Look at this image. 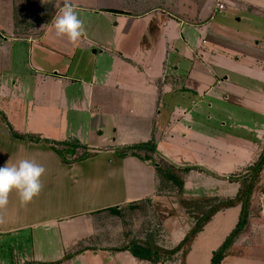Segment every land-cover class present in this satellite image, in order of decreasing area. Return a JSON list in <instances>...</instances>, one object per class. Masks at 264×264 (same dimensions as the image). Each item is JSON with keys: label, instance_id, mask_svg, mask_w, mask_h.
<instances>
[{"label": "crops", "instance_id": "0c3cea01", "mask_svg": "<svg viewBox=\"0 0 264 264\" xmlns=\"http://www.w3.org/2000/svg\"><path fill=\"white\" fill-rule=\"evenodd\" d=\"M59 1L37 24L25 5L0 0V166L27 158L46 169L39 196L25 205L13 192L0 212V264H153L115 249L129 242L116 221L122 211L146 201L151 207L160 197L156 156L191 167L184 198L231 196L241 168L260 150L262 137L211 136L212 120L226 115L238 127L264 108V0H69L78 14L114 22L113 37L104 40L113 48L84 40L86 34L75 43L57 37L51 22L64 6ZM228 10L235 21L226 19ZM133 31L135 47L118 53ZM92 46V57L78 56ZM9 125L22 135L76 142L95 155L63 160L51 144L13 137ZM145 142L156 147L152 159L119 152ZM171 204L175 247L194 218L180 199ZM241 211L239 205L216 212L185 264H211ZM248 219L220 264H264V216L249 212Z\"/></svg>", "mask_w": 264, "mask_h": 264}, {"label": "rangeland", "instance_id": "374dc122", "mask_svg": "<svg viewBox=\"0 0 264 264\" xmlns=\"http://www.w3.org/2000/svg\"><path fill=\"white\" fill-rule=\"evenodd\" d=\"M17 2L22 4V6L25 5L28 11L29 10L34 11V15L30 17L29 22L35 21L34 23L37 22V24H39L40 23L39 21L41 20L42 21L46 20V18H48V15L50 14V10L53 9V11H55L58 8L59 3H60L59 0H17ZM216 15L221 16L220 13H217ZM236 15L237 13H235L234 11L228 10L226 19L230 21H235L237 17ZM79 17L84 21V28H85L84 34H86V37L84 40L90 39L91 41H99V43H101L103 46L113 48L112 47L113 45L112 46L107 45L104 42V40L112 38L113 34L115 33L113 32L114 29L112 28L114 22L110 18L102 14L92 13L89 11H86L84 13H79ZM32 32H35V30H33ZM135 34H136V31H133V33H131L129 36L124 34V36L120 40L121 44L118 45V47L116 46L115 50L118 53L130 52L128 51V49L132 46L135 47V44L133 45ZM259 35L264 40V27L259 31ZM95 47L96 46H92V48H86L84 50L78 49L80 50L78 53V56L84 57V55L89 56L91 54V56L89 57H92V53ZM84 51H87V52L85 53ZM240 59L243 61V66L241 70L248 71L249 69L246 66L247 60H245L243 57H240ZM262 89L264 93V83L262 84ZM230 109H231L230 115L237 116V112H239V109L233 105L230 106ZM209 113H210L209 116H212V117L218 116V112L216 110H211ZM248 115L250 114L247 113V116ZM256 115H257L256 117H253V119H249V121L246 119L247 121L242 123L238 127L233 123L234 118H229V120H227L226 115H224L222 117H224L223 119L226 120L227 123L225 125H222L224 122L221 121V126L224 127L222 128V130L218 129L220 128L219 121L222 120L221 119L222 117H220L219 120H212V124H214L213 128H216V129L213 130L212 132L213 136L211 137H227V135H230L231 137V134L234 133L235 135L236 132H238V137H242V136L243 137H259V138L262 137L261 145L259 147V149L261 150L264 145V108L260 109ZM200 128L201 127L197 128V131L201 133ZM237 128L239 129V131L237 130ZM216 130H221V131H216ZM43 132L47 133L46 129H44ZM28 135H31V133H28ZM49 135L52 136V134H49ZM259 152L256 154L257 157H255L253 161H251V163L249 161L245 165V167L241 168L242 173H240L241 174L240 178L245 176L243 174L246 172L248 173L249 169L254 165L255 161L257 160L259 156ZM162 160H164L162 159V157L156 156L155 162H159V161L161 162ZM182 160H185L184 157ZM179 167H182V166H179ZM263 176H264V171H263ZM183 177L185 178V176ZM241 181L242 180L240 179L239 181H234L233 186H235V188L232 189L233 187L232 186L231 189H229V193H232L231 196L219 195V196H208V197L233 198L234 196L237 195L241 187ZM232 182L233 181H231V183ZM182 193L183 191L182 190L179 191L178 189H169L166 187L164 189L160 188L157 194L160 197L157 198V200L156 199L154 200L151 207H147L148 201H146V202H142L140 205H137L135 207L134 206L130 207L129 208L130 211L123 210L122 211L123 213L121 214L120 219L116 221L119 222L120 226L123 227V231H125V235H126L125 240H127V242L128 241L131 242L132 240L151 242V240H153L154 244L162 248L172 249L174 247L173 246L174 238H172V236L174 235L172 233L178 228V225L175 222L176 217L178 215H177V210L172 206L171 202L176 203V201L177 200L179 201L181 197L184 198ZM259 193L260 191L256 192L251 199V203L248 208V211L250 212V214L253 213L255 215L257 212L258 214H261L258 208V204H257ZM186 198H191V197H186ZM196 198H201V197H196ZM156 214H159L160 217L163 216L164 218L163 227L164 228L162 227L159 221L160 218ZM248 218H249V214H248ZM194 223H195V219L191 221L186 220V223H185L186 233L184 231L185 235L193 227ZM107 262H108L107 259L103 260L104 264H107ZM181 262H182V258H181V252H180V253H177L172 259H168L164 261L163 264H181Z\"/></svg>", "mask_w": 264, "mask_h": 264}, {"label": "trees", "instance_id": "16d2710c", "mask_svg": "<svg viewBox=\"0 0 264 264\" xmlns=\"http://www.w3.org/2000/svg\"><path fill=\"white\" fill-rule=\"evenodd\" d=\"M5 119V118H4ZM11 135L23 140H31L51 144L52 148L63 159L83 160L94 156V152H88L76 142H55L41 139L35 135H22L15 132L12 126L9 125ZM119 152H130L132 155L139 157L142 160L152 159L156 153V147L152 142H145L124 148ZM140 152H144L146 156H142ZM164 159V158H162ZM156 171L162 182V189H178L182 190L184 177L191 170V167H179L168 160L164 159L161 162H156ZM172 169V171H171ZM264 145L259 152V156L254 165L246 172L240 180L241 187L236 196L233 198L220 197H201V198H180L181 205L187 210L189 215L195 219L193 227L184 236V238L172 249L162 248L153 242H142L132 240L121 245L116 251L129 250L134 256L148 260L153 264H163L164 261L172 259L177 253L181 252L182 262L185 264V258L190 250V247L202 228L211 220L213 215L225 208L242 206L241 216L234 230L229 234L221 247L215 251L212 257L211 264H220L223 258L227 255L229 247L234 243L239 234L243 231L248 220V208L251 199L256 192L264 191ZM180 174V176H179ZM179 187V188H177Z\"/></svg>", "mask_w": 264, "mask_h": 264}, {"label": "clouds", "instance_id": "9594fccd", "mask_svg": "<svg viewBox=\"0 0 264 264\" xmlns=\"http://www.w3.org/2000/svg\"><path fill=\"white\" fill-rule=\"evenodd\" d=\"M57 37H67L75 43L84 34V21L79 17L76 6L65 0L64 6L52 20ZM46 169L33 159H21L17 163L5 162L0 166V212L7 208L10 194L15 192L22 204L30 203L39 196L43 184L41 177ZM3 217L0 216V220Z\"/></svg>", "mask_w": 264, "mask_h": 264}, {"label": "built area", "instance_id": "2783aa9c", "mask_svg": "<svg viewBox=\"0 0 264 264\" xmlns=\"http://www.w3.org/2000/svg\"><path fill=\"white\" fill-rule=\"evenodd\" d=\"M217 8H218V10H224L225 7H224L223 3H218ZM257 204H258V208H259L261 215L264 216V191H262L258 194Z\"/></svg>", "mask_w": 264, "mask_h": 264}, {"label": "water", "instance_id": "95a60500", "mask_svg": "<svg viewBox=\"0 0 264 264\" xmlns=\"http://www.w3.org/2000/svg\"><path fill=\"white\" fill-rule=\"evenodd\" d=\"M125 155H127V153H123V154H121L120 156H125Z\"/></svg>", "mask_w": 264, "mask_h": 264}]
</instances>
